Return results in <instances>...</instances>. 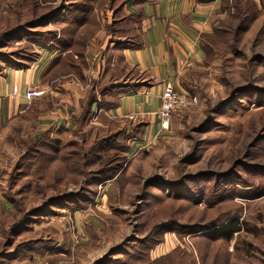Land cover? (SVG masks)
<instances>
[{
	"label": "rangeland",
	"instance_id": "374dc122",
	"mask_svg": "<svg viewBox=\"0 0 264 264\" xmlns=\"http://www.w3.org/2000/svg\"><path fill=\"white\" fill-rule=\"evenodd\" d=\"M126 1L137 0H0V71L29 66L54 35L77 56L46 76L58 88L0 126V264H264V0L226 11L218 0L204 58L181 82L197 103L131 136L138 121L95 106L75 126L94 59L111 51L116 84L143 79L122 68ZM59 5L66 15L32 27ZM236 5L249 6L239 32ZM231 219V238L210 236Z\"/></svg>",
	"mask_w": 264,
	"mask_h": 264
},
{
	"label": "crops",
	"instance_id": "0c3cea01",
	"mask_svg": "<svg viewBox=\"0 0 264 264\" xmlns=\"http://www.w3.org/2000/svg\"><path fill=\"white\" fill-rule=\"evenodd\" d=\"M218 8V0L207 4H199L195 0L144 1L141 4L140 24L136 27L141 45L121 48L122 67L129 66L143 74L145 78L152 75L153 85L137 91L121 92L117 105L106 110L105 115L114 121L145 120L148 128L154 131L164 89L171 88L183 92L182 78L202 62L204 52L199 44V36L211 30V26L215 24L214 13ZM128 11L136 12V9L129 7ZM106 42L108 43V40ZM55 43L56 41L52 40L48 44L49 48L37 47L39 52L37 58L29 66L21 69L9 67L0 71V126L9 114L22 112L27 103L25 98L27 90L46 92L58 88L56 76L50 83L45 78L52 70H59L57 64L69 51L60 53ZM110 52L94 59V63L92 61L94 66L92 65L91 72L96 78L103 72L104 62L110 60L111 65L114 64L112 60L114 56ZM76 58L77 56L73 55V60ZM40 98L39 96L32 100ZM130 116L133 118L130 119ZM55 120L57 126L62 124L60 113L56 115Z\"/></svg>",
	"mask_w": 264,
	"mask_h": 264
},
{
	"label": "trees",
	"instance_id": "16d2710c",
	"mask_svg": "<svg viewBox=\"0 0 264 264\" xmlns=\"http://www.w3.org/2000/svg\"><path fill=\"white\" fill-rule=\"evenodd\" d=\"M144 1H148V0H137L135 2L136 4H132V6L136 9V12H129L128 11L127 1H126V4L124 3L123 5H121L119 7V9H117L118 11L121 10L122 12H124V14H126V19L123 21L128 20V22H126V34L123 35L126 37V42L124 43L123 47L124 46H126V47H139L141 45L139 34L136 32V27H138L140 24L139 23L140 17H142V15H141V4ZM195 1L199 4H207V3L214 2L215 0H195ZM227 4H228V0H221V6L220 7L223 11H226L227 9H231V7H229ZM125 7H126V9H125ZM75 8H77V7H75ZM75 8H73V9H75ZM235 8H236V11L238 14V9H239L238 5H236ZM68 10H69V7L64 6V5H59L55 9L41 15V18H40V16L37 17V19L32 21L31 25H33L32 27H35V26H39L41 24H46L47 22H49L51 20H55L57 17L61 18L62 16L66 15ZM80 10L83 11V9H80ZM118 11L114 12V16L116 15V13ZM245 11L249 12V6L244 8L243 13ZM239 12H240V16L242 18L241 17L239 18L240 22H239L238 27H236L238 32L243 31L247 27V23H244V22H248V20H249L247 18V14H246V17H244L243 13H241V10ZM84 13L85 12H83V14ZM83 14L78 15L77 19L80 20L81 18H83V16H86ZM205 34H207V33H201L199 36V44H200V47L202 48V50L204 52H205V45L203 44V37L205 36ZM57 37H56V35H54L49 40H51V41L55 40ZM30 38H32V37H30ZM27 40H29V38ZM32 40L38 41L39 39L38 38H36V39L32 38ZM38 42H40V41H38ZM116 44H122V43L119 40L116 42ZM57 45H58V42H57ZM58 49H59V45H58ZM67 50H69V53L67 54V56H68L67 58L70 60H73V55H75V54L73 53L71 48H65V49H63V52H65ZM37 55L38 54L36 53V56H33L31 58L32 59L31 63L37 58ZM73 61H75V60H73ZM115 68H116V65L115 64L111 65L110 60H108L106 62L104 69H103V72L99 76V80L93 81V84L91 85L90 89H88L87 96L83 100H81V102H80L82 109L80 110V113L77 114L75 117V126L79 127L88 120L89 115L92 111V107L94 105H95V108L98 110V113H99L98 115L101 114L100 112H103L104 116H106L105 111L108 110L109 108L117 105L119 94L121 92L126 91V90L137 91L140 88H149L153 85L152 80H150L149 78H145V76L143 74H142V76H143L142 80H139L140 77L135 78V77H130L128 75V77L126 78V80H124V82H120L119 84H116L117 79H114L112 77V72ZM122 68L124 70L126 69L127 72L135 70L129 66H123ZM105 78H107L108 80H106ZM114 91L116 92V95H115ZM101 92H106L104 95L105 96L109 95L110 97H104V96L102 97L103 94H101ZM97 93H99V94H97ZM229 101H230V99L226 102H223L219 106H224ZM33 103H35V100L31 101L30 106ZM128 121H130V120H128ZM130 122H132V121H130ZM138 122H139V124L135 126V127H137V129H131L128 132V135L132 134L133 132H136L137 130H140L141 132L144 130L145 123L143 121H138ZM209 228L210 227H204L201 230H206ZM239 230H240V226L238 225L237 221L235 219H231V220H228L226 223L221 224V226L213 228L211 231H209V234L214 239L215 238L229 239V238H231V236L234 233H237Z\"/></svg>",
	"mask_w": 264,
	"mask_h": 264
},
{
	"label": "built area",
	"instance_id": "2783aa9c",
	"mask_svg": "<svg viewBox=\"0 0 264 264\" xmlns=\"http://www.w3.org/2000/svg\"><path fill=\"white\" fill-rule=\"evenodd\" d=\"M153 76L150 75L149 79L153 80ZM44 91L29 89L25 92V98L27 103L25 108L31 103L32 99L42 95ZM198 98L194 95H190L185 92L174 90L171 88H165L161 95V104L158 110V116L160 118V127L162 129H167L168 124L172 116L182 109H186L189 106L196 104ZM130 118H133L130 116Z\"/></svg>",
	"mask_w": 264,
	"mask_h": 264
}]
</instances>
